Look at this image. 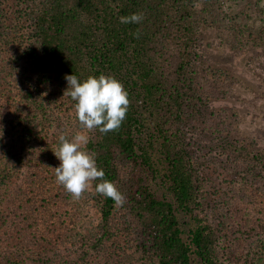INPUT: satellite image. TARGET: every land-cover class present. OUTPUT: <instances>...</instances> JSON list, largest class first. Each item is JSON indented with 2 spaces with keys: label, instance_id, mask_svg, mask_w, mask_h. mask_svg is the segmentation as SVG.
I'll list each match as a JSON object with an SVG mask.
<instances>
[{
  "label": "trees",
  "instance_id": "16d2710c",
  "mask_svg": "<svg viewBox=\"0 0 264 264\" xmlns=\"http://www.w3.org/2000/svg\"><path fill=\"white\" fill-rule=\"evenodd\" d=\"M5 1L0 264H128L130 242L149 264H264V145L250 141L232 110L212 109L236 78L204 53L212 36L264 59L261 0H18L17 22ZM132 13L143 20L119 22ZM70 74L113 76L128 92L118 129H84L121 205L96 193V181L79 199L57 182L53 151L61 134L72 135L58 114L70 108L79 124L65 92ZM217 167L235 184L227 222L215 218ZM90 204L100 218L88 229L78 209Z\"/></svg>",
  "mask_w": 264,
  "mask_h": 264
},
{
  "label": "rangeland",
  "instance_id": "374dc122",
  "mask_svg": "<svg viewBox=\"0 0 264 264\" xmlns=\"http://www.w3.org/2000/svg\"><path fill=\"white\" fill-rule=\"evenodd\" d=\"M6 2V1H5ZM20 5H18V0H7L6 9L9 12V15L17 18L21 15ZM209 41L206 42L208 45L204 50L205 58L212 65H220L227 73L234 76L236 79V84L230 97H227L220 101L212 102L213 110H223L224 108L230 109L232 114L236 113L240 116L241 127L247 132V135L250 138V141H257L260 144L264 145V70L260 68V62H264L261 54L257 53V50H231L224 48L218 45L219 42L210 43L212 36L208 37ZM8 59H5L4 63H7ZM4 66L8 67L4 64ZM9 107V106H8ZM62 116L65 121L66 126L64 133H71L70 138L74 137L76 134H83L87 138L89 137L87 130H84L79 124H75L73 111L69 109L64 110L58 116ZM10 116V117H9ZM8 117L12 118L15 116V113L10 114ZM69 137V136H67ZM216 167V166H215ZM215 168H211L210 171H213ZM215 175V204L214 208H219L215 218L223 217L225 222H227L229 216L231 215V207L234 205L235 201L232 200V188L235 187V184L229 182L228 178L224 177L221 172V169L217 167ZM224 177V178H223ZM239 185V183H238ZM240 188V186H239ZM248 201L252 206H261L257 205L258 201L251 197H247ZM264 208V206H262ZM212 213L213 210H209ZM79 215L82 221L85 223L86 228L95 225L100 216L96 206L88 205L82 210L78 209ZM231 243L234 241V233L231 231L228 233ZM123 245L122 238L119 241H116L113 244V249L118 251L114 245ZM244 245L242 241L239 246ZM120 254L121 251H119ZM128 264H149L150 257L144 254L141 250H138L134 242L128 243L124 251ZM111 253H108L110 255ZM109 260L114 261L113 258H108Z\"/></svg>",
  "mask_w": 264,
  "mask_h": 264
},
{
  "label": "clouds",
  "instance_id": "9594fccd",
  "mask_svg": "<svg viewBox=\"0 0 264 264\" xmlns=\"http://www.w3.org/2000/svg\"><path fill=\"white\" fill-rule=\"evenodd\" d=\"M261 3L264 6V0ZM142 20L140 13L119 17L122 24H138ZM65 79L68 84L65 92L75 102V115L82 128L98 129L100 133L107 134L121 126L126 117L129 99L128 92L120 81L104 74L98 77L90 75L83 80L70 74ZM87 143L88 138L79 133L72 138L63 134L58 137V150L51 149L60 162L55 167L57 182L73 198L79 199L90 184L96 181V193L111 198L117 205L123 204L122 193L114 182L104 178L105 172L98 167L96 154L87 150Z\"/></svg>",
  "mask_w": 264,
  "mask_h": 264
}]
</instances>
